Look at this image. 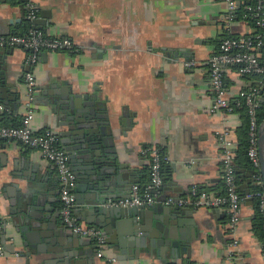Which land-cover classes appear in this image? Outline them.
Wrapping results in <instances>:
<instances>
[{"label": "crops", "instance_id": "obj_1", "mask_svg": "<svg viewBox=\"0 0 264 264\" xmlns=\"http://www.w3.org/2000/svg\"><path fill=\"white\" fill-rule=\"evenodd\" d=\"M240 1L238 7L252 2ZM34 3L39 8L37 19H45L41 29L48 36L71 38L80 52L43 51L32 65L28 50L0 47V53L12 51L4 71L6 82L0 85V103L4 106L0 109V124L7 120L10 123L6 125L21 123L26 114L25 76L32 72L37 80L32 120L36 133L51 129L58 135L59 127L47 114L43 99L52 83L67 82L75 91L98 94L123 165L135 180L133 185L144 187L150 182L148 160L142 149L155 145L164 151L168 157L164 178L175 185L171 189L162 186L160 200L153 206H167L163 200L169 196H190L194 186L217 194L224 191L223 149L217 135L223 128L230 130L229 138L234 144L233 161L240 190L252 168L239 151L244 115L242 111H211L215 93L208 62L227 35L253 34L259 31L255 24L240 14L228 23L224 0H34ZM27 14L23 0H0V34H22L35 27ZM258 53L264 57L261 50ZM188 61L195 65L187 66ZM223 71L231 101L244 90L264 87L261 75H241L234 67H225ZM2 95L8 96L9 105L4 104ZM253 187L250 184V193ZM74 193L77 194L75 188ZM242 196L240 221L235 230L230 227L225 208L188 207L191 218L187 234L192 241L186 242L188 250L181 252L177 263L169 251L161 254L155 248L148 255L142 248L137 255L135 249L127 252L122 256L124 259H117L118 264H264L263 242L255 227V199ZM120 199L123 197L108 202ZM38 204L54 220L50 219V223L67 229L60 217V181L54 165L39 149L0 139V212L5 240V255L0 257V264H37L33 260L28 262L29 251L40 254L44 260L52 256L50 246L37 240L33 231L19 222L20 209ZM81 209L75 205L74 215L86 225L80 218ZM143 234L138 232V238ZM234 240L238 243L232 246ZM97 254L86 264H109L107 246L104 257ZM43 259L39 264H45Z\"/></svg>", "mask_w": 264, "mask_h": 264}, {"label": "water", "instance_id": "obj_2", "mask_svg": "<svg viewBox=\"0 0 264 264\" xmlns=\"http://www.w3.org/2000/svg\"><path fill=\"white\" fill-rule=\"evenodd\" d=\"M240 2L238 0V5ZM44 20L36 18L32 23L37 28H43ZM11 53V49L0 53V85L6 82L4 71ZM42 55L45 56V53ZM48 88L43 100L47 114L59 127V144L69 154L70 166L77 175L76 205L82 207L81 220L102 230L110 257L124 259L122 256L127 252L132 253L135 249L137 255L142 248L144 253L151 255L156 248L161 254L169 251L177 263L181 252L188 250L186 242L192 241L187 234L191 210L161 204L149 208L107 207L110 199L129 197L135 180L128 167L123 165L114 131L103 113V102L98 94L75 91L67 82L62 85L54 82ZM6 98L7 95H2L4 104L9 105ZM259 152L260 172L264 180V121L259 129ZM257 172L251 168L246 182L240 186L244 196L250 193L249 187L254 184ZM174 185V182L164 178L163 188L171 189ZM50 219L54 221L48 218L46 208L41 204L19 210V222L25 223L37 240L47 243L53 253L44 260L40 254L29 251L26 253L28 262L33 260L39 264L43 259L45 264L90 263L91 256L99 250L96 240L82 239L68 228L61 230L59 225L50 223ZM138 232L144 233L142 238H138ZM24 244L27 245L26 242Z\"/></svg>", "mask_w": 264, "mask_h": 264}, {"label": "built area", "instance_id": "obj_3", "mask_svg": "<svg viewBox=\"0 0 264 264\" xmlns=\"http://www.w3.org/2000/svg\"><path fill=\"white\" fill-rule=\"evenodd\" d=\"M28 9V19L37 18L39 8L34 0H23ZM226 9L224 17L228 23L237 18L238 0H224ZM245 19L252 21L259 31L245 35H227L220 43L219 51L214 54L209 62V73L212 89L215 93L211 111L235 112L242 103L247 108L249 115V135L247 155L253 169L258 172L254 175V185L257 190L251 192L249 197L258 200V210L262 217V230L264 234V180L260 172L259 152V129L257 109L259 107V87L244 90L238 98L231 101L227 95L225 84V67H235L241 75H261L264 77V59L259 56V51L264 50V0H254L247 5ZM0 47H21L30 52L28 61L35 64L43 51H67L71 54H79L80 47L69 37L48 36L41 28L32 27L22 34H0ZM187 66H193V61L186 62ZM26 84V114L18 125L0 124V139L20 142L27 147L39 149L45 159L50 161L56 168L60 181V217L66 228L81 237L93 238L99 245L98 256L104 257L105 236L101 229L80 223L74 215L76 205V194L74 188L77 184V176L72 170L69 162V154L59 145V138L54 130L46 129L36 133L32 128V120L36 108V85L37 80L32 72L25 76ZM0 109L4 106L0 103ZM230 130L223 128L217 132L221 142L223 155V184L222 193H214L207 189L194 186L190 196H169L163 200L167 206L179 208H225L230 217V227L235 230L241 214L243 196L239 190L236 168L234 166L233 141L229 138ZM143 155L148 160L150 168V182L144 187L134 184L130 196L120 200L106 203L107 207H137L149 208L160 200V190L164 183L163 163L168 157L158 146H145ZM4 219L0 212V257L5 255V244L3 241ZM234 240L232 246L237 245ZM264 249V244L262 245ZM109 264H118L117 258L108 257Z\"/></svg>", "mask_w": 264, "mask_h": 264}, {"label": "trees", "instance_id": "obj_4", "mask_svg": "<svg viewBox=\"0 0 264 264\" xmlns=\"http://www.w3.org/2000/svg\"><path fill=\"white\" fill-rule=\"evenodd\" d=\"M254 0H252L253 2ZM251 2V3H252ZM246 8H247V5H240L238 7V12L237 14H240V15H244L246 13ZM250 21V20H249ZM251 23H253L252 21H250ZM254 24V23H253ZM262 52L264 53V50L262 49ZM264 59V57L262 58ZM235 68V67H234ZM264 79V77H263ZM260 100H259V107L257 109V119H258V123L259 125H261V123L264 121V87L261 89L260 91ZM235 102V100H233ZM235 111H242L243 115H244V124H243V127L241 129L242 131V139H241V146L239 147V151H240V154H243L246 156V161L250 164V160L248 158V155H247V149H248V135H249V115H248V112H247V108L246 106L244 105V102L242 103L241 107L240 108H237ZM10 122L7 120L4 122L3 125H6V124H9ZM14 124H17V123H14ZM162 150V149H161ZM162 152L164 153V151L162 150ZM165 165H166V162L163 163V173H165ZM149 171H150V168H149ZM258 188L257 186L254 185L253 187V190L252 192L256 191ZM255 203H256V218H255V227H256V231H257V234L258 236L260 237L261 241L263 242L264 244V234H263V230H262V217L259 213V210H258V200L255 199Z\"/></svg>", "mask_w": 264, "mask_h": 264}]
</instances>
